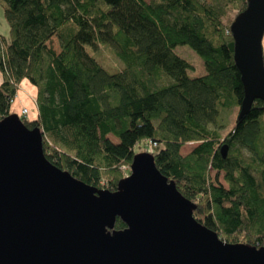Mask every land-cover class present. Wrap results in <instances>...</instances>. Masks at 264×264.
I'll list each match as a JSON object with an SVG mask.
<instances>
[{"label": "trees", "instance_id": "trees-1", "mask_svg": "<svg viewBox=\"0 0 264 264\" xmlns=\"http://www.w3.org/2000/svg\"><path fill=\"white\" fill-rule=\"evenodd\" d=\"M0 4L10 27L9 37L0 33V118L13 112L28 80L37 116L21 118L42 129L47 158L112 191L130 174L134 155L155 141L157 167L195 202L198 221L227 242L264 247V100L221 132V110L239 109L244 97L230 25L247 0ZM54 38L59 50L50 45ZM109 43L124 62L115 72L87 49ZM178 44L202 57L206 73L188 74ZM188 142L198 144L182 154ZM126 227L117 217L114 230Z\"/></svg>", "mask_w": 264, "mask_h": 264}, {"label": "water", "instance_id": "water-1", "mask_svg": "<svg viewBox=\"0 0 264 264\" xmlns=\"http://www.w3.org/2000/svg\"><path fill=\"white\" fill-rule=\"evenodd\" d=\"M230 29L241 119L264 100V0H247ZM130 168L115 191L87 184L47 158L39 126L17 112L0 118V264H264V247L227 242L198 221L151 152ZM117 217L125 229L114 230Z\"/></svg>", "mask_w": 264, "mask_h": 264}, {"label": "rangeland", "instance_id": "rangeland-1", "mask_svg": "<svg viewBox=\"0 0 264 264\" xmlns=\"http://www.w3.org/2000/svg\"><path fill=\"white\" fill-rule=\"evenodd\" d=\"M0 33L3 35H6L7 37L10 36V27L9 24L7 22V19L5 17L4 14V9L2 7V5L0 4ZM51 46H53L54 48H56L57 50L60 49V45H59V41L54 38L51 43ZM263 47H264V37H263ZM88 51L93 54L101 63L102 65L109 71V72H115L117 70H120L123 66H124V62L117 56L116 50L114 48V46L112 44H100L99 48H94L92 46H87ZM175 53H177L179 56L183 57L184 59H186L191 66L188 69V74L191 77L194 76H199L202 75L204 73H206V66L205 63L202 59V57L188 44H178L175 48H174ZM3 80V74L0 71V82ZM27 81V80H24ZM25 83H29V82H25ZM33 89L36 90V87L31 84ZM27 84L23 85V83H21L19 85V95L18 98L20 97L22 99H24L25 97L30 96V98L32 100H34L35 98V92H28V90L26 89ZM20 96V97H19ZM17 101V100H16ZM26 105H28L27 107L30 108V112L28 114L29 118L30 116L33 117L36 114V110L33 108V103L32 102H28V100H26ZM16 103V102H14ZM15 105H12V110L13 112H17L15 111ZM238 112L239 109L237 107H233L231 109H222L220 116H221V123L224 125L223 127H221V132L224 134L226 133L235 123L236 120L238 118ZM110 138L114 141H117V138H115L114 136H110ZM198 144V142H188L186 143L182 148H181V153L182 154H186L189 151H191L196 145ZM144 151V150H142ZM244 151L246 154H250V151H248L247 149L244 148ZM212 176L215 177V172L212 171ZM220 179L222 180V177L220 176Z\"/></svg>", "mask_w": 264, "mask_h": 264}, {"label": "crops", "instance_id": "crops-1", "mask_svg": "<svg viewBox=\"0 0 264 264\" xmlns=\"http://www.w3.org/2000/svg\"><path fill=\"white\" fill-rule=\"evenodd\" d=\"M25 82H29V81L28 80L27 81L23 80L22 83H23V85L27 84L26 89L28 90V92H30V93L33 92V91L35 92V98H34V100H32L30 98V96H28V97H25L24 99H22L19 96L20 98L17 99L18 95H19V92H17V96H16V98L14 100V102H16V103L13 102V104L15 105L14 109H15V111L19 110L18 113H20L23 107H27L28 106V105H26V103H27L26 100H28V102H32L33 103V108L36 110L35 116H33V117L30 116V118H35L37 116L36 90L33 89V87H32L30 82L29 83H25ZM27 108L29 109V112H30V108L29 107H27ZM28 118H29V116H28Z\"/></svg>", "mask_w": 264, "mask_h": 264}, {"label": "built area", "instance_id": "built-area-1", "mask_svg": "<svg viewBox=\"0 0 264 264\" xmlns=\"http://www.w3.org/2000/svg\"><path fill=\"white\" fill-rule=\"evenodd\" d=\"M28 114H29V109L27 107H23L21 112H20V115L21 116H24V117H28ZM156 145V142L155 141H149L147 144H146V150L153 153L154 152V146Z\"/></svg>", "mask_w": 264, "mask_h": 264}]
</instances>
